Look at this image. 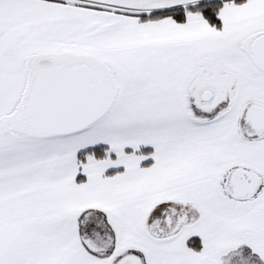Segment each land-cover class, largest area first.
<instances>
[{
    "label": "snow or ice",
    "instance_id": "obj_1",
    "mask_svg": "<svg viewBox=\"0 0 264 264\" xmlns=\"http://www.w3.org/2000/svg\"><path fill=\"white\" fill-rule=\"evenodd\" d=\"M0 264H264V0H0Z\"/></svg>",
    "mask_w": 264,
    "mask_h": 264
}]
</instances>
